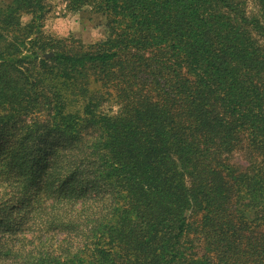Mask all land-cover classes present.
I'll return each mask as SVG.
<instances>
[{
  "label": "trees",
  "instance_id": "16d2710c",
  "mask_svg": "<svg viewBox=\"0 0 264 264\" xmlns=\"http://www.w3.org/2000/svg\"><path fill=\"white\" fill-rule=\"evenodd\" d=\"M62 2L0 8V264H264V0Z\"/></svg>",
  "mask_w": 264,
  "mask_h": 264
},
{
  "label": "rangeland",
  "instance_id": "374dc122",
  "mask_svg": "<svg viewBox=\"0 0 264 264\" xmlns=\"http://www.w3.org/2000/svg\"><path fill=\"white\" fill-rule=\"evenodd\" d=\"M11 2L12 0H0V8H6ZM47 5L49 10L43 29L45 36L71 41L76 47H87L104 38L102 25L89 11L69 14L63 10L62 0H47ZM27 20L28 17H23L24 22ZM52 54L53 50L45 52V55ZM243 157L240 155L236 159L242 163Z\"/></svg>",
  "mask_w": 264,
  "mask_h": 264
},
{
  "label": "water",
  "instance_id": "95a60500",
  "mask_svg": "<svg viewBox=\"0 0 264 264\" xmlns=\"http://www.w3.org/2000/svg\"><path fill=\"white\" fill-rule=\"evenodd\" d=\"M43 57H44L45 59H47V58L51 57V55H44Z\"/></svg>",
  "mask_w": 264,
  "mask_h": 264
}]
</instances>
